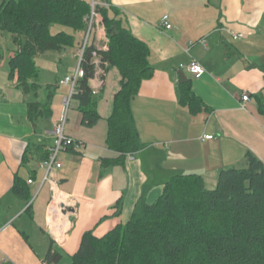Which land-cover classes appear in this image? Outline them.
I'll return each instance as SVG.
<instances>
[{"label":"crops","instance_id":"crops-1","mask_svg":"<svg viewBox=\"0 0 264 264\" xmlns=\"http://www.w3.org/2000/svg\"><path fill=\"white\" fill-rule=\"evenodd\" d=\"M4 1L0 0V5ZM105 2L120 12L124 26L150 50L153 76L142 82L130 103L143 148L127 156L122 167H101L103 158L115 156L106 148V120L120 81L117 69L106 65L102 84L98 76L89 80L98 123L92 128L81 126L78 102L74 100L71 107L78 115L66 134L80 145L60 156L62 167L55 176L61 190L76 199V206L59 214L69 223V231L61 244L56 243L46 225L48 186L41 188L29 211L11 188L18 175L26 180L32 197L37 192L43 171L36 146L42 153L52 146V128L69 86L59 84L62 77L54 79L50 118L38 119L32 125L27 119L29 96L7 79L8 60L19 46L8 49L13 36L0 31V223L10 222L0 232V264H44L50 248L61 255L56 264L65 260L64 254L71 261L86 232L100 238L125 224L141 200L151 204L158 198L172 175L198 174L206 186L208 179L217 183L221 170L244 168L248 152L264 164V115L259 113L257 102V97L264 98V0ZM164 15L169 17L170 30L161 27ZM96 22L89 42L107 47L100 14ZM67 49L37 56L53 60L57 67L70 66L68 71L74 72L78 50L68 53ZM253 49L262 50L254 54ZM253 58L258 62L251 65ZM192 61L205 70L200 78L185 70ZM180 71L209 111L192 116L179 103ZM59 88H67V95ZM243 93L250 95L245 109L241 107ZM206 135L212 138L203 139ZM30 144L24 163L22 157ZM30 179L32 184L28 185Z\"/></svg>","mask_w":264,"mask_h":264},{"label":"trees","instance_id":"trees-1","mask_svg":"<svg viewBox=\"0 0 264 264\" xmlns=\"http://www.w3.org/2000/svg\"><path fill=\"white\" fill-rule=\"evenodd\" d=\"M97 12L107 50L97 51L88 42L81 62L83 77L77 81L73 99L82 115L81 126L94 127L100 117L89 80L97 69L92 56L97 51L98 66L115 67L120 76L106 120V148L115 153L101 160L102 169H108L124 166L127 156L143 148L130 103L154 69L148 46L128 31L120 12L110 6ZM89 14V2L84 0H6L0 5V31L11 34L19 46L8 60L7 79L21 93L32 95L34 100L27 103L32 125L38 119L49 120L54 90L53 85H45L44 102L36 100L41 85L35 57L74 47L78 34L86 31ZM53 26L65 30L54 33ZM178 99L192 116L209 111L192 91L190 80L178 85ZM257 102L264 115V98L257 97ZM31 146L23 154L24 163ZM36 149L40 162L46 159L47 152ZM245 162L244 168L221 170L213 190L198 174L172 175L158 198L151 204L141 200L125 224L100 238L86 232L71 264H264V164L250 152ZM11 191L29 211L32 196L26 180L15 175ZM60 258L50 248L43 262L56 264Z\"/></svg>","mask_w":264,"mask_h":264},{"label":"built area","instance_id":"built-area-1","mask_svg":"<svg viewBox=\"0 0 264 264\" xmlns=\"http://www.w3.org/2000/svg\"><path fill=\"white\" fill-rule=\"evenodd\" d=\"M90 6V14L88 15V30L86 33V37L84 38L82 45L77 53V66L75 71L71 76H65L60 81V85L69 86V93L66 97H64L62 102V111L59 118L56 120L55 124L52 128V136H53V144L47 151L46 159L42 160L39 163V167L43 171V178L38 185L37 192L33 195L29 204H31L36 195L45 185L48 186L50 198L47 203V217H46V225L50 232V235L54 239V241L58 244H61L64 241L65 236L69 231V223L59 217L60 213L67 214L74 210L76 206V199L67 193H64L60 188V183L57 180L55 173L61 169L62 162L60 156L66 152L69 148L73 146L80 145V143L75 142L71 137H69L65 132V125L67 121V112L70 107L71 101L73 100V96L76 94L77 81L83 77V70L81 68V62L83 59V54L86 46L88 45L90 35L92 34V27L97 26V17L99 8H106L108 4L105 0H89ZM161 27L166 30L171 29V25L169 23V17L164 15L160 20ZM237 38V36H234ZM97 51H106L107 47L98 48ZM97 51L92 52L93 62L97 65V69L94 76H98L100 78V83L102 84L105 70L101 69L98 64L100 62V57L97 54ZM187 73L191 75L193 78H200L204 75V68L195 61H192L187 65L186 69ZM242 101V109H245V103L250 101V95L248 93H243L241 95ZM264 135V131H263ZM211 136H203V139H211ZM28 185L32 184V180L27 181ZM10 225V222L6 224L0 223V232L6 229Z\"/></svg>","mask_w":264,"mask_h":264},{"label":"rangeland","instance_id":"rangeland-1","mask_svg":"<svg viewBox=\"0 0 264 264\" xmlns=\"http://www.w3.org/2000/svg\"><path fill=\"white\" fill-rule=\"evenodd\" d=\"M92 28L93 29H92L91 33H93V31H95V29H96L95 25ZM52 30H53L54 33H56V32L61 31V30L64 31L65 29L60 27V26H53ZM87 30H88V24H87L85 33L81 34V37L80 36H79V38L77 37V42L79 40V43H82V41L86 37ZM66 31L69 32L68 30H66ZM5 35H8V34L5 33ZM234 44H236V43H234ZM16 45L17 44L14 45L13 41H11L9 46H7V48L8 49H16L17 48ZM78 46H75V48L74 47L73 48H68L67 52L69 53V51H77V50H79L80 47H78ZM261 50L260 49H253L252 51L254 52V54H256V53H259V51H261ZM254 54H252V55H254ZM35 61H36V65H37V67H38V69L40 71V76H41V83H40L41 84V90H39L38 97H37L36 100L39 101V102H44L45 97H46L45 85H48V84L49 85H53L54 84V79H56L58 77H62L63 78V76L65 74H68L69 76H71L73 74V71H71V70L68 71L70 66H65V64H63L64 67L63 66L62 67H60V66L57 67V65L55 63H52L53 60L46 59V58L42 59V56H36L35 57ZM250 62H251V65H252V64L257 63L258 61L253 58V59H251ZM6 72H7V70H6ZM58 90H60V92L64 90V95H67V88H59ZM58 90H57V92H58ZM28 96H29L28 102L34 100L32 98L31 94L28 95ZM73 105H74V99L71 101L70 109H69L68 114H67L65 132H67L69 127L74 126V123L76 122V119H75L76 115L75 114H77V111L75 109L71 108ZM205 187L208 190H213L216 187V179H214L213 181L208 179V181H206V186ZM43 192H44V190H43ZM43 192H41V194L39 195V197L37 198V200L35 202H37L39 200V198L43 195ZM64 256H65V260L63 262H61L60 264H70L71 261L67 260V257H66L65 254H64Z\"/></svg>","mask_w":264,"mask_h":264},{"label":"water","instance_id":"water-1","mask_svg":"<svg viewBox=\"0 0 264 264\" xmlns=\"http://www.w3.org/2000/svg\"><path fill=\"white\" fill-rule=\"evenodd\" d=\"M187 81H188V79H187L186 74L184 73V71H180L179 72V81H178V83L182 84V83H185Z\"/></svg>","mask_w":264,"mask_h":264},{"label":"bare ground","instance_id":"bare-ground-1","mask_svg":"<svg viewBox=\"0 0 264 264\" xmlns=\"http://www.w3.org/2000/svg\"><path fill=\"white\" fill-rule=\"evenodd\" d=\"M40 112V111H39ZM28 119V118H27Z\"/></svg>","mask_w":264,"mask_h":264}]
</instances>
